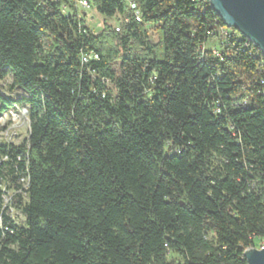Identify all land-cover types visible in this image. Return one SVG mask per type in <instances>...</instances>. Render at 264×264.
I'll return each instance as SVG.
<instances>
[{"label":"trees","instance_id":"trees-1","mask_svg":"<svg viewBox=\"0 0 264 264\" xmlns=\"http://www.w3.org/2000/svg\"><path fill=\"white\" fill-rule=\"evenodd\" d=\"M86 2L122 19L93 32L78 0H0V115L29 123L0 139V264H246L263 55L208 0Z\"/></svg>","mask_w":264,"mask_h":264},{"label":"water","instance_id":"water-1","mask_svg":"<svg viewBox=\"0 0 264 264\" xmlns=\"http://www.w3.org/2000/svg\"><path fill=\"white\" fill-rule=\"evenodd\" d=\"M222 22L246 37L264 57V0H208ZM246 264H264V246L243 252Z\"/></svg>","mask_w":264,"mask_h":264},{"label":"rangeland","instance_id":"rangeland-1","mask_svg":"<svg viewBox=\"0 0 264 264\" xmlns=\"http://www.w3.org/2000/svg\"><path fill=\"white\" fill-rule=\"evenodd\" d=\"M79 12L85 16V23L89 29L93 32L100 30L103 26L109 25L115 27L118 25L122 16H115L113 18H107L95 11L93 6H78ZM148 39L151 43H155L158 40L155 31L148 27ZM211 44L216 45L215 41L212 40ZM11 84L10 76L7 75L0 79V92L7 94L10 93L8 88ZM12 95L20 96L22 92L14 90ZM27 124L28 121L16 110L10 108L4 111L0 115V139L10 140L12 142L19 141L27 136ZM264 246V239L258 241L257 249Z\"/></svg>","mask_w":264,"mask_h":264},{"label":"built area","instance_id":"built-area-1","mask_svg":"<svg viewBox=\"0 0 264 264\" xmlns=\"http://www.w3.org/2000/svg\"><path fill=\"white\" fill-rule=\"evenodd\" d=\"M78 2H79V4H80V6H88V4H87V2H86V0H78ZM131 8H134V5L133 4H131ZM136 20H139V17H138V15H136ZM116 30H118L117 28H116ZM249 41V40H248ZM89 57H87V55H82V61H87V59H88ZM92 58H97V55L96 54H93L92 55ZM10 108H12L13 110H16L18 113H20L23 117H25L26 119H27V121H28V118H27V116H25L23 113H22V111H21V109H20V107H18V106H14V107H10ZM9 108V109H10ZM27 133H28V130H29V123L27 124ZM6 141H10V140H6ZM10 142H12V141H10ZM9 196H10V194H7L6 196H5V198H4V201L5 202H8V200H9Z\"/></svg>","mask_w":264,"mask_h":264}]
</instances>
